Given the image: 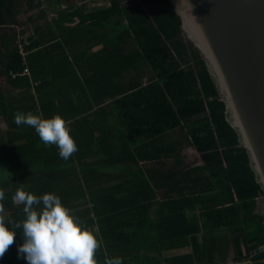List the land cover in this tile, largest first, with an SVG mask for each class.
Returning a JSON list of instances; mask_svg holds the SVG:
<instances>
[{"label":"trees","instance_id":"trees-1","mask_svg":"<svg viewBox=\"0 0 264 264\" xmlns=\"http://www.w3.org/2000/svg\"><path fill=\"white\" fill-rule=\"evenodd\" d=\"M26 2L29 10L44 4L0 0V32L15 44L11 62L2 70L10 79V71L25 67L13 28L20 24L18 7ZM85 11V6H70L60 10L59 21L78 19L79 26L89 22V28L97 32L108 29L107 24L117 15L128 19V27L118 36L119 46L130 45L135 54L125 56L122 62L129 63L125 70L144 65L153 74L146 83L138 79L116 89L113 84L93 83V78H99L96 72L87 79L89 109L113 98L109 106L128 141L148 138L158 142L168 134L176 143L133 146L137 160L133 159L136 169L130 174L134 181L119 184V146H80L79 139L71 135L78 150L65 161L57 146H40L37 134L27 135L33 127L26 128L25 134L8 136L10 146L0 134V166L10 172L0 182V191L5 192L0 215L15 233V242L0 264H28L18 258L22 227L15 229L7 223L25 219L23 205L12 201L18 189L37 197L57 195L70 214L96 235L100 242L97 264L114 258H120L122 264H213L230 257L236 262L252 261L242 264H264V251L252 254L264 246V213L258 208L264 190L248 150L241 146L239 131L229 119L216 80L184 37L173 4L169 0H111L108 9ZM48 16L43 10L42 17ZM42 29L38 27L37 32ZM40 44L34 38L29 50ZM78 114L80 110L74 111ZM14 126L22 127L12 123ZM186 147H194L205 165L184 171ZM140 162L151 163V167L141 168ZM118 191L129 194L118 198ZM184 247L192 251L166 254Z\"/></svg>","mask_w":264,"mask_h":264},{"label":"crops","instance_id":"crops-1","mask_svg":"<svg viewBox=\"0 0 264 264\" xmlns=\"http://www.w3.org/2000/svg\"><path fill=\"white\" fill-rule=\"evenodd\" d=\"M39 1L44 2L43 7L39 9L29 10L27 2L18 7L21 32L16 30L15 26L18 25H15L13 29L17 34L16 46L19 35L26 33L30 36L31 45L37 37L41 44L33 50H29L30 45L28 56L21 55L25 67L19 71H10L13 79L2 70L5 69V63L8 64L9 60L11 62L10 53L15 44L7 40L4 32H0V101L2 103L0 134L10 146L8 136L25 134L26 128H32L27 125L25 127L24 124L21 128L12 127L16 112L23 114L31 112L45 119L58 114L66 121L70 135L79 139L80 146H119V181L117 182L124 184L134 181L132 173L130 174L136 169L133 159L137 160L133 146H173L176 141H173L168 134L161 137L158 142L148 138L136 142L128 141L120 120L118 121L116 113H113L109 106L113 98H106V102L101 106H95L93 110L89 109L91 94L87 79L91 80L96 72L99 78H93V83L113 84L116 89L121 84L128 85L138 79L146 83L148 78L153 76L151 69L144 65L125 70L126 67L129 68V63L122 62L125 56L133 57L135 54L134 51L131 53L130 45L119 46L118 36L128 27V19L117 15L107 24L108 29L94 32L89 28V22L79 26L78 19L65 23L59 21L60 10H66L70 6H85L87 13L95 9L105 10L111 6V0H104L103 4L95 7H92L91 2L94 0ZM43 10L49 14L48 18L42 17ZM41 26L42 31L37 32V28ZM124 49L126 51L123 52ZM30 55L32 57H29ZM13 72L23 74L14 78ZM19 77L25 78L18 80ZM79 92L83 96L78 94ZM77 110H80V114L74 115V111ZM32 134H37L34 128L32 131H27L28 136ZM98 140L101 141L100 145H96ZM23 141L27 143L26 140ZM39 143L40 146H46L42 141ZM182 155L184 171L205 165L201 154L194 147H186ZM139 165L141 168L151 167V163L146 162H140ZM9 176L10 172L0 166V182L7 180ZM161 179L165 180L164 175H161ZM128 194L118 191L116 196L124 198ZM258 208L264 213L261 206ZM191 251V247H184L168 251L166 254L172 256Z\"/></svg>","mask_w":264,"mask_h":264},{"label":"water","instance_id":"water-1","mask_svg":"<svg viewBox=\"0 0 264 264\" xmlns=\"http://www.w3.org/2000/svg\"><path fill=\"white\" fill-rule=\"evenodd\" d=\"M169 1L208 64L264 190V0Z\"/></svg>","mask_w":264,"mask_h":264},{"label":"clouds","instance_id":"clouds-1","mask_svg":"<svg viewBox=\"0 0 264 264\" xmlns=\"http://www.w3.org/2000/svg\"><path fill=\"white\" fill-rule=\"evenodd\" d=\"M14 122L17 126L33 127L46 146H57L59 156L65 161L78 150L66 121L58 114L45 119L31 112H16ZM3 199L4 193L0 191V200ZM12 201L23 205L25 214L22 222H7L15 229H23L18 258L23 257L28 264H97L95 254L100 242L96 235L70 214L57 195L48 193L37 197L18 189ZM5 224L4 216L0 215V258L15 242L14 231ZM105 264H122V261L108 259Z\"/></svg>","mask_w":264,"mask_h":264},{"label":"built area","instance_id":"built-area-1","mask_svg":"<svg viewBox=\"0 0 264 264\" xmlns=\"http://www.w3.org/2000/svg\"><path fill=\"white\" fill-rule=\"evenodd\" d=\"M15 28H16V30L18 32H21V29H20L21 27L20 26H15ZM30 45H31L30 36L27 33L23 34V35L20 34L19 38H18V41H17V48H18V51H19L20 55H22L23 57L28 56V54H29L28 47ZM19 74H23V73L13 72L12 76L15 78ZM247 262H251V261L236 262L235 264L247 263ZM213 264H217V263H213ZM224 264H226V263H224Z\"/></svg>","mask_w":264,"mask_h":264},{"label":"rangeland","instance_id":"rangeland-1","mask_svg":"<svg viewBox=\"0 0 264 264\" xmlns=\"http://www.w3.org/2000/svg\"><path fill=\"white\" fill-rule=\"evenodd\" d=\"M90 1V0H89ZM92 2V7H95V6H99V5H101V4H103V2H104V0H94V1H91ZM94 3H96V4H94ZM259 202V207L261 206L262 208L261 209H264V196L263 197H260L259 198V200H258ZM234 250H232L231 251V256H234ZM231 258V260H229V261H220V262H218L217 264H224V263H226V264H235L236 263V261L235 260H233V257H230Z\"/></svg>","mask_w":264,"mask_h":264},{"label":"bare ground","instance_id":"bare-ground-1","mask_svg":"<svg viewBox=\"0 0 264 264\" xmlns=\"http://www.w3.org/2000/svg\"><path fill=\"white\" fill-rule=\"evenodd\" d=\"M261 197H262V196H261ZM245 261H251V260L248 259V260H245ZM247 263H252V261H251V262H247ZM240 264H242V263H240Z\"/></svg>","mask_w":264,"mask_h":264}]
</instances>
